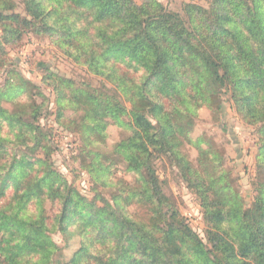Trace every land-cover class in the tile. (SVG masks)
Instances as JSON below:
<instances>
[{"label":"trees","instance_id":"16d2710c","mask_svg":"<svg viewBox=\"0 0 264 264\" xmlns=\"http://www.w3.org/2000/svg\"><path fill=\"white\" fill-rule=\"evenodd\" d=\"M5 1L1 48L30 33L49 36L100 79L77 82L45 68L59 120L82 139L85 168L108 182H96L88 198L52 166L49 132L39 122L44 104L30 92L38 88L8 70L0 86V264H264V0L184 2L181 12L159 0ZM225 95L258 134L248 206L225 153L202 147L200 137L194 142L185 119L184 106L221 112ZM111 123L129 132L112 159L104 147ZM188 144L199 151L196 163ZM38 155L41 162L24 165ZM160 157L200 200L206 242L164 192ZM118 164L131 182L114 175ZM46 201L57 206L53 214H24ZM55 232L78 237L67 261L57 259Z\"/></svg>","mask_w":264,"mask_h":264},{"label":"rangeland","instance_id":"374dc122","mask_svg":"<svg viewBox=\"0 0 264 264\" xmlns=\"http://www.w3.org/2000/svg\"><path fill=\"white\" fill-rule=\"evenodd\" d=\"M141 2V0H136ZM170 10L182 11L184 2H197L203 6H208L206 0H159ZM8 4L7 1H0V5ZM16 11L23 12L19 5ZM1 34V29H0ZM46 67L51 71L66 77H72L77 82L89 80L94 84L100 81L95 75L87 72L86 66L74 62L65 50L58 48L49 36H39L28 34L19 43L11 44L5 49L0 47V86H4L7 71L15 68L12 74L15 80L25 78L31 80L38 89L33 88V97L39 104H44L40 117V124L49 132L48 139H51L52 166L59 171L69 182L75 186L85 197L92 198L95 194V183L104 184L108 182L106 175L92 176L85 168L81 156L82 139L77 132L66 129L59 120V106L57 104L56 92L53 86L46 82ZM40 92L41 94H39ZM47 98V99H46ZM13 102L3 101L4 107H11ZM128 106L129 103H127ZM190 107V108H189ZM189 114L187 119L191 125L190 137L195 141L200 137L203 139L201 145L204 148L212 146L215 150L225 153V168L232 172L235 178V186L238 188L245 206L251 204L254 196L253 181L256 175V155L258 134L256 127L247 123L238 113L229 95L224 96L223 109L216 113L203 107L197 108L194 105L183 107ZM75 111L64 110L65 116H74ZM129 135L128 131L111 123L108 127V136L105 149L106 154L111 159L114 158L112 152L114 145L121 139ZM105 151V150H104ZM186 152L194 163L197 162L198 149L191 144L186 147ZM43 157L38 155L35 159L25 158L24 165L28 166L32 161L41 162ZM41 164V163H40ZM155 166L160 179L164 183V192L171 198L193 231L198 233L204 242L207 240L206 221L201 202L191 191L187 183L178 174L170 161L165 157L155 160ZM113 167L114 175L123 177L128 181L133 180L132 174L125 173L122 164ZM110 182V181H109ZM99 186V191L104 198L111 197V189ZM2 197L1 199H5ZM57 209L56 205L50 201L44 203L37 202L35 207L28 206L25 215L38 218L41 213L47 211L53 214ZM53 240L61 247L58 261L69 260L79 247L78 237L67 240L60 232L51 234Z\"/></svg>","mask_w":264,"mask_h":264}]
</instances>
